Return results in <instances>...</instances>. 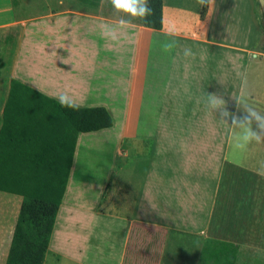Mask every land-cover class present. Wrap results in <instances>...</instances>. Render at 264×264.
I'll return each instance as SVG.
<instances>
[{
  "label": "crops",
  "instance_id": "0c3cea01",
  "mask_svg": "<svg viewBox=\"0 0 264 264\" xmlns=\"http://www.w3.org/2000/svg\"><path fill=\"white\" fill-rule=\"evenodd\" d=\"M50 3L27 18L26 0H0V131L13 79L39 94L10 109H51L66 94L106 107L113 125L79 133L44 264H224V253L203 261L207 243L234 247L231 264H264V121L233 124L249 108L264 117L259 1L163 0L162 28L129 17L121 26L110 0ZM165 41H175L169 52ZM247 128L261 141L236 147ZM6 130L4 146L26 139ZM22 202L0 190V264ZM154 227L165 230L157 261L146 250Z\"/></svg>",
  "mask_w": 264,
  "mask_h": 264
},
{
  "label": "trees",
  "instance_id": "16d2710c",
  "mask_svg": "<svg viewBox=\"0 0 264 264\" xmlns=\"http://www.w3.org/2000/svg\"><path fill=\"white\" fill-rule=\"evenodd\" d=\"M77 1L85 6L97 7L101 0ZM149 6L154 14L142 20L143 24L162 28L163 0H149ZM33 92L39 94L22 82L12 80L9 108L5 109L4 124L0 131L1 141L8 127L20 129L19 136L26 138L18 146L7 147L0 142V190L23 196L6 264H44L66 191L79 133L113 125L112 115L104 106L62 107L60 102L50 99L51 109H10L16 99L27 103L31 100L28 93ZM30 125L36 128L24 130V127ZM12 151L20 159L7 162L5 155ZM144 227L136 226L133 233L141 234ZM153 230L149 232L152 236L146 243V250L149 258L157 261L164 243L165 230L155 227ZM215 249H218L217 253ZM221 253L227 254L224 264H231L234 247L211 246L210 243L206 244L203 261L211 256L219 258Z\"/></svg>",
  "mask_w": 264,
  "mask_h": 264
},
{
  "label": "clouds",
  "instance_id": "9594fccd",
  "mask_svg": "<svg viewBox=\"0 0 264 264\" xmlns=\"http://www.w3.org/2000/svg\"><path fill=\"white\" fill-rule=\"evenodd\" d=\"M214 0H198V3L201 5H207L213 3ZM111 5L115 9L117 13H123L124 15L121 16L119 20V24L121 26L127 25L131 22L130 19H125V17H129L131 19H139V20H146L148 17L152 16L154 14V10L149 6V0H110ZM106 32L110 39L113 41H117L118 37L116 36V29L107 27ZM175 47V41H165L161 44V48L165 52L171 51L172 48ZM186 55L188 52L186 51ZM58 100L62 107H72L75 108V104L72 102V100L65 94L60 95L58 97ZM220 104L223 103V101L219 102ZM213 106H219L216 101L213 102ZM248 116H245L243 118H234L233 124H240L243 125L244 122L251 123V118H255L257 122L264 121V117L260 116V114L252 109H246ZM255 139L257 142L261 141V136L252 131L251 128L246 129V134L243 137L244 143H238L236 147L238 148H244L246 143Z\"/></svg>",
  "mask_w": 264,
  "mask_h": 264
},
{
  "label": "rangeland",
  "instance_id": "374dc122",
  "mask_svg": "<svg viewBox=\"0 0 264 264\" xmlns=\"http://www.w3.org/2000/svg\"><path fill=\"white\" fill-rule=\"evenodd\" d=\"M52 1V4L56 5L57 10H66V9H83L86 8V6L82 5L79 3L77 0H26V16L27 18L29 16H33L34 12L39 14H44L48 9L49 5L51 4L50 2ZM55 3H54V2ZM259 6V11L261 12L260 5ZM62 36H64V33H61ZM1 41V39H0ZM264 42V36L261 39V43ZM260 43V44H261ZM62 57H65L64 52L65 49H57ZM80 58H82V55L79 54ZM12 58V54H10V60ZM140 245V254H142L144 244L143 242L139 243Z\"/></svg>",
  "mask_w": 264,
  "mask_h": 264
},
{
  "label": "water",
  "instance_id": "95a60500",
  "mask_svg": "<svg viewBox=\"0 0 264 264\" xmlns=\"http://www.w3.org/2000/svg\"><path fill=\"white\" fill-rule=\"evenodd\" d=\"M259 1V4H260V8H261V12L264 16V0H258Z\"/></svg>",
  "mask_w": 264,
  "mask_h": 264
}]
</instances>
